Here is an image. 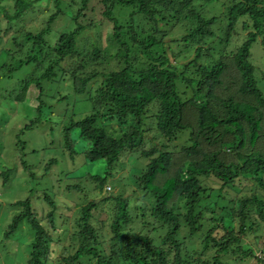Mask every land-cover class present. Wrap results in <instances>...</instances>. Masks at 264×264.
<instances>
[{
	"label": "trees",
	"instance_id": "trees-1",
	"mask_svg": "<svg viewBox=\"0 0 264 264\" xmlns=\"http://www.w3.org/2000/svg\"><path fill=\"white\" fill-rule=\"evenodd\" d=\"M212 2L224 11L211 15L205 6ZM90 5L99 19H89ZM0 20V45L10 38L15 48L2 46L7 56L32 51L0 69L45 64L12 99L23 100L35 84L40 112L41 82L65 76L75 93L92 92L91 112L70 120L63 142L72 157L78 129L88 143L81 150L85 158L105 161L103 175L88 176L99 199L79 207L68 246L54 238L57 204L47 193L46 226L29 197L14 202L21 210L3 235L28 222L27 264H51L55 243L65 249L58 264L82 258L89 264H264V93L250 61L253 42L264 48V0H0ZM102 25L110 27L111 48L93 42L83 52L81 35ZM150 106L156 135L144 127ZM114 124L117 132L110 129ZM178 140L183 143L170 148ZM137 153L146 163L130 178L141 194L112 195L110 187L103 193L111 170ZM0 175L6 184L10 169ZM240 187L250 193L239 195ZM195 239L198 249L191 246Z\"/></svg>",
	"mask_w": 264,
	"mask_h": 264
},
{
	"label": "rangeland",
	"instance_id": "rangeland-1",
	"mask_svg": "<svg viewBox=\"0 0 264 264\" xmlns=\"http://www.w3.org/2000/svg\"><path fill=\"white\" fill-rule=\"evenodd\" d=\"M41 4L45 8L51 7L50 2L47 1H42ZM90 6L95 7L94 5ZM205 7L211 15L220 14L224 11V7L219 2H212ZM44 13V11L39 12V16H43ZM88 13L89 19H99L96 7L94 10H89ZM120 17H125V15ZM36 23H39V21L37 20ZM69 27H72V25ZM57 29V27L53 28V32H56ZM110 32V27L104 25L97 30L93 28L86 30L80 37V49H84L83 52L89 51L93 42H101L102 48H111L110 40L107 41ZM242 35L244 38V34ZM9 41L10 38L4 45H0V65L7 62L15 66L19 60L25 59L28 54L32 53L29 48H23L14 56H7V53L1 47L15 49L10 48L12 44ZM234 44L233 42L232 46ZM250 53V61L256 67L258 85L264 93V48L258 40L252 43ZM41 64L42 66L45 65L44 62L24 63L12 72L6 71L7 68L4 67L0 69V76H2L0 79V173L3 170L10 169L6 184L2 182L3 178L0 175L1 264H27L33 241V231L25 219L20 223L16 232L7 237L3 235L12 217L21 210L19 206L14 205V202L29 197L37 219L46 226V213L49 210V205L43 194L47 193L57 204L54 222L57 224L58 230L54 232V238L55 240L59 239L64 247L72 243L69 235L76 228L79 207L86 204L91 197L95 199V202L98 201L100 196L91 189L92 184L88 176L93 174L103 175L105 161L99 159L91 162L85 158L81 150L88 143L82 138L79 139L78 129L72 131L73 138L77 142L75 145L77 152L72 157L63 142V130L70 120L81 119L91 112L92 104L89 96L92 95V92L75 93L72 90L69 77L65 76L51 83L48 81L41 82L44 88L42 95L44 105L41 107L40 112L36 108L38 89L35 84L29 85L23 100L17 102L12 99L18 93L24 79L36 77L40 73ZM92 86L91 84L89 89ZM153 112L154 108L150 106L148 112L150 117L145 119L144 127L147 128L145 130H149L147 131L148 134L156 135L149 128L153 124ZM36 117L39 118L33 122L31 128L25 129L24 126ZM100 123L102 125L107 124L106 121ZM112 126L111 131L117 132L118 126L116 124ZM161 139L160 136L156 137L155 143L157 142L160 145L162 143ZM182 143L181 140L174 141L171 143L170 148H173L175 144L178 147ZM50 160L55 161L48 163ZM122 162L121 167L118 166L111 170L112 175L109 179L111 186L107 184L103 189V193L108 192V187H110L109 191L112 195H117L123 190L124 195H131L133 198L141 192L136 193V184L130 177L142 168L146 163V159L140 158L137 153L125 156ZM120 178H122V183L119 181ZM74 184H77L80 189H70ZM213 186L217 187L215 184ZM250 186V183H245V187L250 188ZM122 187L124 188L122 189ZM245 187L239 188V195L250 193V191L245 190ZM257 192L258 195H261V191ZM104 196H107V194H104ZM209 214L206 211V215ZM146 219L149 220V217ZM140 220V218L136 220L138 229L142 226V223H139ZM250 237L251 241L252 237ZM191 246L198 249V240L195 239ZM52 247L49 262L58 264L65 249L63 250V247L58 246L56 243ZM262 247L264 248V246ZM70 250L73 252V248H70ZM79 264H89V261L87 258H82ZM238 264H250V260L243 259L238 261Z\"/></svg>",
	"mask_w": 264,
	"mask_h": 264
},
{
	"label": "clouds",
	"instance_id": "clouds-1",
	"mask_svg": "<svg viewBox=\"0 0 264 264\" xmlns=\"http://www.w3.org/2000/svg\"><path fill=\"white\" fill-rule=\"evenodd\" d=\"M108 189H109V187H108Z\"/></svg>",
	"mask_w": 264,
	"mask_h": 264
}]
</instances>
